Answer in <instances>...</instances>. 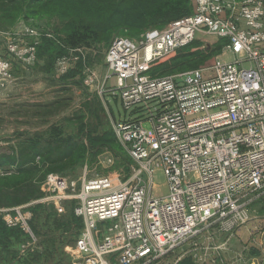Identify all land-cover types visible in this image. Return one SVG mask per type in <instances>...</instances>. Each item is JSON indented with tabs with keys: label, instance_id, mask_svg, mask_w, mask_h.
<instances>
[{
	"label": "built area",
	"instance_id": "obj_1",
	"mask_svg": "<svg viewBox=\"0 0 264 264\" xmlns=\"http://www.w3.org/2000/svg\"><path fill=\"white\" fill-rule=\"evenodd\" d=\"M192 2V14L146 30L136 40L116 36L107 47L104 82L114 77L126 112H147V128L138 117L113 125L136 166L130 178L84 175L77 187L67 177L49 174L41 186L44 200H54L58 209L64 199L77 200L74 214L83 222L75 241L77 264H148L215 224L225 230L246 224L250 195L264 191V2ZM201 32L225 40L229 59L218 56L211 66L178 76L150 74L156 62ZM30 33L36 36L31 46L9 47L28 66L40 43L37 31ZM68 69L69 58H59L55 71ZM14 80L0 50V94ZM157 172L166 179L163 197L151 192ZM25 207L0 214L31 235ZM228 243L208 249H226Z\"/></svg>",
	"mask_w": 264,
	"mask_h": 264
},
{
	"label": "rangeland",
	"instance_id": "obj_2",
	"mask_svg": "<svg viewBox=\"0 0 264 264\" xmlns=\"http://www.w3.org/2000/svg\"><path fill=\"white\" fill-rule=\"evenodd\" d=\"M262 1L264 2V0ZM31 30L37 31L40 41L44 37L53 38L52 31L45 19L25 20L20 18L9 27L0 26V32L3 33L0 34V50L4 58L10 62L15 79L9 88L0 94V145L2 147L7 149L15 145L24 136L46 131L52 126L59 128V131L56 132L62 138L78 134L77 124L71 125L65 121L66 118L74 115H84L83 122L87 132L92 130L96 134H101L107 130L113 131V125L116 122L134 119L135 117L142 119L143 125L148 127L145 121L147 116L145 109L140 108L130 112L123 109L119 92L114 86V77L104 82L105 77L109 75L105 61L106 47L69 50L66 55L62 56L69 58V69L66 73L78 70L75 77L62 79L60 77L66 73L58 74L55 71V66L49 74L43 70V62H37V57L35 63L28 66L9 52L11 45L18 44V48L31 46L36 37L30 33ZM139 36H128V38L136 40ZM192 43L195 46L188 50V53H193L196 50L211 51L218 49L220 52L215 56V59L218 56L223 60L229 59L224 54L226 41L215 35L201 32L196 35ZM182 50L184 49L156 62L150 69V71L153 70L150 74L153 76H178L193 69L206 68L212 65H206L205 62L200 63L197 67H191L193 63L188 62L185 64L184 70L173 73H167L161 68L158 69L179 55ZM58 59H56V63ZM80 60L82 66L79 68ZM120 146H117L113 151L104 149L98 155H90L81 166L67 174V178L77 182V187L80 186L78 179L84 175L87 178H92L95 174L100 176L119 175L121 180L127 181L136 166L125 149ZM154 180L152 191L150 189L153 196H165L167 187L163 173L157 172ZM77 193L78 188L75 191V194ZM45 198L47 195L44 193L43 198L27 204L24 208L25 212H30L31 206L41 203L50 207L55 212L54 216L58 218L67 215L72 210L74 213L76 198L64 199L60 209L57 208L54 200H44ZM250 199L252 200L249 205L250 220L246 224L230 230H225L220 225L215 224L197 236L186 240L169 255L153 260L148 264H177L186 256L191 257L194 264H253V262L260 264L261 261H264V191L252 193ZM31 219L32 214L29 222ZM53 221V218L48 221L43 219L38 221L41 234L53 232L55 226ZM30 236L32 242L26 247L36 250L39 239L33 232ZM64 237L61 244L57 240L52 253L34 261L33 264H77L78 253L75 249V241L69 242L67 240L70 239V236ZM231 239L238 240V249L234 250L230 247ZM228 240L226 249L211 252L208 249L222 245ZM242 251L246 252L239 259L240 262H237V256Z\"/></svg>",
	"mask_w": 264,
	"mask_h": 264
},
{
	"label": "trees",
	"instance_id": "obj_3",
	"mask_svg": "<svg viewBox=\"0 0 264 264\" xmlns=\"http://www.w3.org/2000/svg\"><path fill=\"white\" fill-rule=\"evenodd\" d=\"M193 10L192 0H0V26L9 27L20 18L45 19L53 38L44 37L40 41L36 57L37 62H43V70L50 74L56 59L69 50L107 48L116 36H139L146 30L162 28L186 17ZM193 46L195 44L191 43L183 48L179 55L158 69L173 73L184 70L188 62L193 63L191 67L205 62L213 64L220 52L213 49L188 53ZM81 66L80 60L79 68ZM77 70L60 78H73ZM84 119V115L65 119L66 123L78 126V134L67 138L59 137L56 132L59 128L52 126L24 136L7 149L0 145V209H13L43 198L41 186L49 174L67 177L90 155H98L104 149L113 151L120 146L111 130L101 134L87 132ZM30 212L29 226L39 239L36 250L26 247L32 242L29 232L21 225H8L0 214V264H33L52 253L57 240L61 244L64 236H70L69 242L76 241L83 226L82 219L73 210L58 218L50 207L37 203L30 207ZM51 218L55 225L53 232L41 234L38 221ZM177 264L194 262L186 256Z\"/></svg>",
	"mask_w": 264,
	"mask_h": 264
},
{
	"label": "crops",
	"instance_id": "obj_4",
	"mask_svg": "<svg viewBox=\"0 0 264 264\" xmlns=\"http://www.w3.org/2000/svg\"><path fill=\"white\" fill-rule=\"evenodd\" d=\"M23 206H26V205H23ZM23 206H19V207H23ZM14 209V208H13ZM0 210H9V209H0ZM238 242V240L236 239H231V241H230V247L232 248V249H238V246H237V243ZM240 247V246H239ZM255 255H257V254H255Z\"/></svg>",
	"mask_w": 264,
	"mask_h": 264
}]
</instances>
